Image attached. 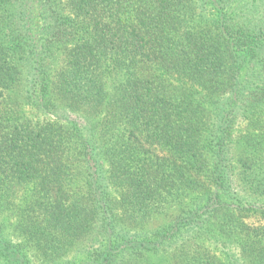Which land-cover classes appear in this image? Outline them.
<instances>
[{
    "label": "trees",
    "instance_id": "obj_1",
    "mask_svg": "<svg viewBox=\"0 0 264 264\" xmlns=\"http://www.w3.org/2000/svg\"><path fill=\"white\" fill-rule=\"evenodd\" d=\"M0 264H264V0H0Z\"/></svg>",
    "mask_w": 264,
    "mask_h": 264
}]
</instances>
